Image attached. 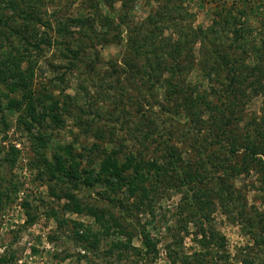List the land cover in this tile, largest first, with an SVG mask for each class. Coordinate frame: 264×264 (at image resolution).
Returning a JSON list of instances; mask_svg holds the SVG:
<instances>
[{
	"label": "rangeland",
	"instance_id": "374dc122",
	"mask_svg": "<svg viewBox=\"0 0 264 264\" xmlns=\"http://www.w3.org/2000/svg\"><path fill=\"white\" fill-rule=\"evenodd\" d=\"M0 68V264H264V0H0Z\"/></svg>",
	"mask_w": 264,
	"mask_h": 264
},
{
	"label": "trees",
	"instance_id": "16d2710c",
	"mask_svg": "<svg viewBox=\"0 0 264 264\" xmlns=\"http://www.w3.org/2000/svg\"><path fill=\"white\" fill-rule=\"evenodd\" d=\"M12 5L13 7H11V9L17 10L16 6H19L18 3ZM0 79H6V73L1 68ZM11 87L12 91L19 89L17 82H11ZM59 151H62L65 155L72 156L69 146L59 147ZM55 160H57V166L55 167L54 171L58 175V177H62L63 179H69L88 188H91L97 182H108L110 185H112V180H115V182L125 183L124 174L126 172V169L128 168L127 165L118 164L114 157H111L109 155L100 161L99 171L94 174V176H92V172L82 168L80 162L77 163L74 161L72 163L73 165L64 167L63 161H61L58 156L55 157ZM70 160L73 161V158ZM184 183H186V181L183 180L181 184ZM143 240H145L146 247L149 248V250H153V244L150 245L148 237H143Z\"/></svg>",
	"mask_w": 264,
	"mask_h": 264
}]
</instances>
